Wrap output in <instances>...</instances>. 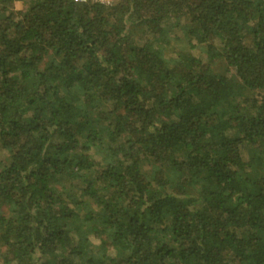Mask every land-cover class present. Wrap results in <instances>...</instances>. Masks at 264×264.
<instances>
[{
    "label": "trees",
    "instance_id": "1",
    "mask_svg": "<svg viewBox=\"0 0 264 264\" xmlns=\"http://www.w3.org/2000/svg\"><path fill=\"white\" fill-rule=\"evenodd\" d=\"M0 264H264V0H0Z\"/></svg>",
    "mask_w": 264,
    "mask_h": 264
},
{
    "label": "built area",
    "instance_id": "2",
    "mask_svg": "<svg viewBox=\"0 0 264 264\" xmlns=\"http://www.w3.org/2000/svg\"><path fill=\"white\" fill-rule=\"evenodd\" d=\"M77 3H99L104 6H111L117 2V0H74Z\"/></svg>",
    "mask_w": 264,
    "mask_h": 264
},
{
    "label": "rangeland",
    "instance_id": "3",
    "mask_svg": "<svg viewBox=\"0 0 264 264\" xmlns=\"http://www.w3.org/2000/svg\"><path fill=\"white\" fill-rule=\"evenodd\" d=\"M11 9H13L14 11H19L20 9H22V4H20V3H15L13 6H12V8ZM196 52V54H199V51H195ZM203 57H204V55H202Z\"/></svg>",
    "mask_w": 264,
    "mask_h": 264
}]
</instances>
